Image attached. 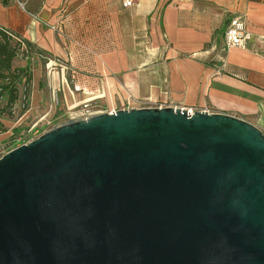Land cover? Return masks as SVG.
<instances>
[{
    "label": "water",
    "instance_id": "water-1",
    "mask_svg": "<svg viewBox=\"0 0 264 264\" xmlns=\"http://www.w3.org/2000/svg\"><path fill=\"white\" fill-rule=\"evenodd\" d=\"M0 264H264V132L175 107L57 124L0 160Z\"/></svg>",
    "mask_w": 264,
    "mask_h": 264
},
{
    "label": "crops",
    "instance_id": "crops-1",
    "mask_svg": "<svg viewBox=\"0 0 264 264\" xmlns=\"http://www.w3.org/2000/svg\"><path fill=\"white\" fill-rule=\"evenodd\" d=\"M125 1L29 0L25 12L15 0H0V26L56 58L55 68L77 70L73 87L84 92L71 90L64 71L48 81L54 96L69 90L66 107L79 113L70 119L83 118L86 103L92 115L106 113L93 111L91 103L107 97V91L110 97L113 86L120 96L130 92L152 107L227 114L264 132V0H132L128 7ZM238 13L246 14L253 40L244 49L225 51V29ZM47 24L59 26L67 38ZM26 66L21 58L13 63ZM38 68L44 67H33L31 110L17 124L3 121L7 131L0 132V144L31 113H38L40 123L54 118L57 106L41 105L45 92Z\"/></svg>",
    "mask_w": 264,
    "mask_h": 264
},
{
    "label": "rangeland",
    "instance_id": "rangeland-1",
    "mask_svg": "<svg viewBox=\"0 0 264 264\" xmlns=\"http://www.w3.org/2000/svg\"><path fill=\"white\" fill-rule=\"evenodd\" d=\"M24 62L28 63V60L23 59ZM49 60L54 61V67L52 68H45L46 63H49ZM36 63V64H35ZM31 64V68H33L35 65H39L41 64L42 67L44 68H38L42 70L41 73V83L43 84L44 87V91L45 95L43 97V101L41 103V105H43V103L49 102L51 103V105L53 106V104L55 105V103L52 101L54 100V92H50V89L48 88V81L51 80H55L58 77L56 76V72H61L63 74L64 71V76L67 78V81L69 83V86L71 88L72 91L74 90L73 87V83H72V78L71 76L74 75L72 73V71H77L74 68H55V64H59V62L57 61L56 58H53L51 56H49L48 54L43 53V57L39 56V55H35L33 56L32 61H30ZM112 78H114L113 80H117L116 78L118 77L117 75L111 74ZM56 76V77H55ZM115 76V77H114ZM94 78H98L100 79V77L96 76ZM118 81V80H117ZM25 82V78H23V83L20 84L19 86V91H20V101L18 102V106L16 109V114H15V118L12 120H8V123L12 124H17L19 122V120H21V118L19 120L18 117L21 114L22 110H27L26 113L24 115H26L27 113L30 112L31 110V96H32V85L24 83ZM102 86V83L100 84ZM130 87H133V85L130 83L129 85ZM47 88V89H45ZM103 90V88H96V90ZM131 90V88H129ZM69 90H63L60 89V91H58L57 94V100L59 101V105H57V107H54L55 109V116L53 119H51L50 122L44 120L43 122L40 123L41 117L38 115V113L34 112L31 113L29 115V117L27 119H25L20 125H17V128L19 130L18 133H13V135H11L10 138L6 139L5 141H3L0 144V153H5L7 154L8 152H10L11 150H14L16 147H19L22 145V142H18L19 138H22L25 142L29 143L32 140L38 138L39 136H41L45 131L53 128L55 125L60 124L62 122H65L67 120L70 119L71 116H74L76 114H79L77 111L78 110H74L69 112L68 111V107H66V99H69L68 96V92ZM82 92V91H81ZM90 93V91H88ZM119 89L115 91V88L112 86V89L110 91V97H108V91H107V97H101V99H97L96 102H92V107H93V111H105L106 113L108 111H118V110H123V109H130V108H149L152 107L153 105L146 102L144 99H140V98H134L131 93L129 92L126 96L119 95ZM94 96L99 95L97 92L93 94ZM26 98L27 100V104H25L23 102V98ZM93 96H86V98H92ZM24 106V107H23ZM56 106V105H55ZM42 109V106H41ZM72 113V114H70ZM34 114V115H33ZM23 117V116H22ZM14 121V122H13ZM14 128V129H15ZM1 132V131H0ZM15 136V137H14ZM12 138H15V141H12Z\"/></svg>",
    "mask_w": 264,
    "mask_h": 264
},
{
    "label": "trees",
    "instance_id": "trees-1",
    "mask_svg": "<svg viewBox=\"0 0 264 264\" xmlns=\"http://www.w3.org/2000/svg\"><path fill=\"white\" fill-rule=\"evenodd\" d=\"M24 46V48H23ZM43 57V52L37 49L31 42L24 39L15 32L0 26V131L7 129L3 121H10L15 118L18 102L20 101L19 86L23 83V78L27 84L31 83L32 71L30 61L33 56ZM28 63L24 68H14L13 63L17 58L25 59ZM26 109L21 111L18 119L26 113ZM14 122V121H13ZM17 128L13 133H18ZM15 137V136H14ZM15 141V138H12Z\"/></svg>",
    "mask_w": 264,
    "mask_h": 264
},
{
    "label": "built area",
    "instance_id": "built-area-1",
    "mask_svg": "<svg viewBox=\"0 0 264 264\" xmlns=\"http://www.w3.org/2000/svg\"><path fill=\"white\" fill-rule=\"evenodd\" d=\"M15 1L17 2L18 6L21 10L27 12L29 0H15ZM125 5L127 7L132 6L133 1L132 0H126ZM47 26L49 27V29L56 32L60 36L67 38V35L64 33V31L59 26L50 25V24H47ZM252 40H253V34L251 32H249V30H248V20H247L246 14L238 13L235 16H233L230 19V21H229V23L225 29V32H224V49H225V51H229L233 48L244 49ZM23 48H24V46H23ZM25 60H28L27 57L25 58ZM74 90L76 92L83 91L77 85H74ZM23 102L25 104L28 103L25 97L23 98ZM54 103L56 106L59 105V101L57 100L56 94L54 96ZM164 107H166V106L163 104L158 105V108H164ZM188 111H189V113L193 114L194 111H196V110L188 109ZM205 111L210 112L209 110H205ZM113 112H115V111H113ZM113 112H110V113H113ZM83 113H84L83 119H86L92 115V110L90 108L89 103H86L84 105ZM22 141H23L22 145L28 144L27 143L28 141L25 142L22 138L18 139L19 143ZM4 155H5V153H0V160L3 158Z\"/></svg>",
    "mask_w": 264,
    "mask_h": 264
},
{
    "label": "bare ground",
    "instance_id": "bare-ground-1",
    "mask_svg": "<svg viewBox=\"0 0 264 264\" xmlns=\"http://www.w3.org/2000/svg\"><path fill=\"white\" fill-rule=\"evenodd\" d=\"M76 96H77V95H76ZM75 98H76V97H75ZM80 98H81V97H80ZM78 102H80V101H78ZM78 102H77V103H78Z\"/></svg>",
    "mask_w": 264,
    "mask_h": 264
}]
</instances>
